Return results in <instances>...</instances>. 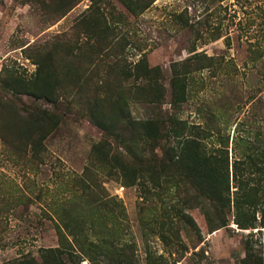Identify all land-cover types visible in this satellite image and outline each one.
<instances>
[{"label": "rangeland", "instance_id": "rangeland-1", "mask_svg": "<svg viewBox=\"0 0 264 264\" xmlns=\"http://www.w3.org/2000/svg\"><path fill=\"white\" fill-rule=\"evenodd\" d=\"M148 1L131 12L119 0H0V264L40 263L61 234L81 252L80 264H115L123 254L128 264H145L147 251L165 264H239L247 244L264 257L263 202L255 228H239L229 213L228 224L212 230L173 171L157 183L147 175L130 182L100 160L95 145L127 154L88 114L95 102L110 110L116 100L127 103L129 117L173 113L200 129L207 150L227 149L231 177L235 160L264 148V0ZM48 52L71 70L58 101L13 92L11 79L32 77ZM143 57L160 68L155 109L145 102V79L126 78ZM174 63L187 88L172 111ZM45 109L61 121L41 142L14 135L15 110ZM5 115L11 123L1 122ZM144 145L145 164L161 156L159 146ZM241 172L252 184L264 182V171ZM74 217L88 228L85 237ZM93 243L99 248L89 250Z\"/></svg>", "mask_w": 264, "mask_h": 264}, {"label": "trees", "instance_id": "trees-1", "mask_svg": "<svg viewBox=\"0 0 264 264\" xmlns=\"http://www.w3.org/2000/svg\"><path fill=\"white\" fill-rule=\"evenodd\" d=\"M119 1L131 12L142 11L149 5L148 0ZM107 28L105 25L101 32L104 33ZM53 56L52 52L38 56L35 62L36 70L32 77L27 79L14 77L8 83L9 88L18 94L44 99L55 104L60 94L68 89H65L66 81L71 76V70L68 69L63 72ZM176 67L178 66L174 63L170 101L172 111L179 109L185 101L187 88L185 76ZM131 77L145 79L146 84L144 87L147 93L145 102L154 109L159 107V102L163 96L159 66H150L146 58L143 57L126 75V78ZM126 106V102L116 100L112 103L110 110H104L99 103L95 102L92 109L88 110L93 123L108 131L111 138L127 153L124 154L117 149L107 151L99 149V145H95L98 153L102 156L100 160L103 163L109 164L111 168L124 173L130 182H135L138 178L147 175L151 181L157 183L162 176H169L173 171V177H179V182L189 185L185 191L191 190L193 192L192 200H195L201 206L203 205L205 218L210 223L212 230L228 224L227 215L229 213H232L233 223H236L239 228H255V225L259 223L255 218L256 206L261 202H263V205L261 209L262 221L260 220V222H263L264 192L261 193V189L264 188V182L252 184L250 183L252 177L241 171L254 168L255 171L263 172L264 148H257L256 152L246 153L243 158L235 160L232 164L231 177L227 149L218 147L215 150H207L200 137L199 133L202 132L200 129L194 130L196 128L194 125L189 126L173 113L164 116L155 114L146 118L129 117V110L124 109ZM115 110L121 112L118 113ZM14 116L17 119L16 122H12L14 128L10 124L14 135L18 137L21 134L27 139L34 137L38 142H41L46 134L57 128L61 121L57 113L46 109L26 113L25 116L15 110ZM1 122L11 123L6 115ZM188 127L192 128V134ZM172 141L174 143L170 144ZM139 144H145L151 148L156 145L159 146L161 156H154L145 164L146 158L142 152L145 149L142 147L139 150ZM231 181L234 190H231ZM87 188H89V185H87ZM204 203L208 204V207H205ZM213 216H215L214 219H212ZM179 218L187 225H195L194 219L189 214L182 213ZM80 219V217H74L79 227V234L85 237L88 228L82 225ZM65 228H67V230L65 229L67 233L73 236V240H76V235L71 228L68 225H65ZM60 236V244L53 249L51 257L40 263L30 259L17 260L13 264H80L81 252L69 244L64 234ZM76 242L78 241L76 240ZM95 246L99 248L98 245L93 243L89 250L95 248ZM244 250L245 256L239 264H264V257L254 253L251 245H245ZM105 253H108L107 246ZM105 253L102 254L105 255ZM123 255L114 263H130L126 255ZM109 261L111 260L109 259ZM145 264H165V261L160 255L155 257L150 251H147Z\"/></svg>", "mask_w": 264, "mask_h": 264}]
</instances>
